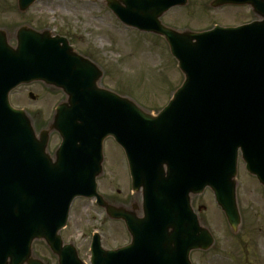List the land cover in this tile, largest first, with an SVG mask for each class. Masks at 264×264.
Here are the masks:
<instances>
[{"label": "water", "instance_id": "95a60500", "mask_svg": "<svg viewBox=\"0 0 264 264\" xmlns=\"http://www.w3.org/2000/svg\"><path fill=\"white\" fill-rule=\"evenodd\" d=\"M35 1L19 0L20 11ZM186 3L105 0L124 24L163 36L185 76L160 119L102 88V70L67 39L23 26L12 47L0 31V264H45L33 255L35 240L46 242L58 264H83L74 245H64L60 235L73 200L81 196L95 197L108 217L125 220L131 235L128 246L112 251L103 249L96 235L92 264H191L192 251H207L214 244L191 205L192 196L207 187L232 231H239V150L248 171L264 186V0L213 1V7L252 5L261 20L238 28L193 32L161 23L164 13ZM34 81L66 95L39 137L25 111L9 103L13 89ZM173 106H184L182 119ZM170 116L182 131L185 166L176 175L182 184L174 199L166 197L165 183L172 176L162 168L169 162L167 156L160 157L154 173L142 175L137 169L142 155L156 157L171 150L167 134L158 136L146 127L155 121L159 126L169 124ZM54 131L63 142L52 156L48 142ZM109 136L127 153L133 190L142 188V217L134 212L135 205L126 210L97 193L103 143ZM178 199L182 208L171 207Z\"/></svg>", "mask_w": 264, "mask_h": 264}, {"label": "rangeland", "instance_id": "374dc122", "mask_svg": "<svg viewBox=\"0 0 264 264\" xmlns=\"http://www.w3.org/2000/svg\"><path fill=\"white\" fill-rule=\"evenodd\" d=\"M212 1L188 0L185 6L169 10L161 20L178 30L196 32L216 24L236 27L259 20L249 5L213 9ZM24 25L66 37L73 49L101 67V86L129 97L149 112L163 109L184 81L164 38L126 27L108 9L105 0H39L25 12L19 10L18 0H0V30L6 33L11 46L17 45V30ZM29 86L13 91L11 103L31 114L39 131L52 120L57 105L66 96L41 83ZM27 90L32 91L33 98ZM60 142V136L52 133L48 147L51 154ZM104 154L98 191L114 203H121L127 196L130 202V180L119 146L107 140ZM237 183L241 225L236 233L209 188L193 197L196 212L215 239L210 250L191 254L193 264H264V187L247 171L241 158ZM97 232L107 249L130 241L124 224L109 219L94 199H77L67 226L61 231L63 241L73 243L80 258L90 264V245ZM33 249L47 264H57L44 242L36 241Z\"/></svg>", "mask_w": 264, "mask_h": 264}, {"label": "flooded vegetation", "instance_id": "af4514ba", "mask_svg": "<svg viewBox=\"0 0 264 264\" xmlns=\"http://www.w3.org/2000/svg\"><path fill=\"white\" fill-rule=\"evenodd\" d=\"M26 89L27 88H30V86L28 87V86H24ZM28 92H29V94H28V96L31 94V92L32 91H30V90H27ZM30 97H32L33 98V96H30ZM37 116V115H36ZM32 117V119H33V124H34V126H35V129L37 130V126H36V121H35V118H33V116H31ZM38 117V116H37ZM123 155V151L121 152V156ZM133 194V197H132V200L133 201H141L142 200V193H132ZM130 197V196H129ZM127 198H128V196L126 197V198H123V200H122V202H121V204L122 205H128L129 204V202H127ZM140 203V202H139ZM136 212H137V215L139 216V217H141L142 215H143V212H142V210L139 208L138 209V205H136Z\"/></svg>", "mask_w": 264, "mask_h": 264}]
</instances>
